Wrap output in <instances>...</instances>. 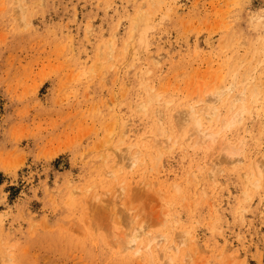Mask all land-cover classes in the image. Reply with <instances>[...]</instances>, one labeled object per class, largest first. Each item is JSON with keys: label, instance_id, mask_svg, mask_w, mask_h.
I'll list each match as a JSON object with an SVG mask.
<instances>
[{"label": "rangeland", "instance_id": "1", "mask_svg": "<svg viewBox=\"0 0 264 264\" xmlns=\"http://www.w3.org/2000/svg\"><path fill=\"white\" fill-rule=\"evenodd\" d=\"M261 16L264 0H0V264H264V179L245 174L264 161ZM191 108L215 143L182 131Z\"/></svg>", "mask_w": 264, "mask_h": 264}, {"label": "bare ground", "instance_id": "2", "mask_svg": "<svg viewBox=\"0 0 264 264\" xmlns=\"http://www.w3.org/2000/svg\"><path fill=\"white\" fill-rule=\"evenodd\" d=\"M258 20H259V22L264 23V16H261L260 18H258ZM258 25H260V24L258 23L257 26ZM256 35H257L256 38L258 39L260 36L259 33H256ZM259 45L260 44H258V46ZM260 50L262 52H264V45H261ZM244 84L246 86V85L250 84V82L249 81L244 82ZM235 88H236V85L231 84V86H229L227 88V90L229 92H232ZM244 90H245V88H244ZM244 95H245V92L242 93L241 96L235 97L234 100L235 101L240 100V99L242 100ZM219 96H220V93L217 94V97H215L216 100H214V103L220 99ZM204 111H206V110H204ZM210 111H211V109H209V112ZM241 115H242L241 112L238 114H235L233 117V122L239 121L241 119ZM199 117H200V113H198V111L196 112L193 108H191L185 112L179 113L178 123L180 124V127L184 133L192 134V135H195L197 137L196 143L201 144V145H205V146H208L211 143L212 144L215 143L219 137V133L207 131L206 129H204L202 122H201ZM208 117H211V115L208 114ZM226 124L228 125V122H226ZM162 144L163 145H161V146L163 148L168 149V147L170 145L169 138H167ZM221 152L223 153V156L225 157V159L227 161H229L228 162L229 165L233 166L236 163H240V157H239L240 154L236 149H232V148L227 146L223 150L221 149ZM263 159H264V157H263ZM211 163L214 164L213 161ZM245 174H247L248 177L249 176L250 177L255 176V177H257V179H259V178L261 180L264 179V161H262L260 159H257L255 161H249ZM143 232H144V230H143L142 226L133 227V234L128 236L127 242H125V245H124L125 248L126 249H133L135 246L134 244L137 242V239H139L142 236ZM157 239L155 238L152 241V242H157L156 245L159 244L160 242H162L161 239L159 240L160 242ZM180 239H182V237ZM181 241L179 242L180 243L179 245L184 244L186 240L185 241L181 240ZM152 246H153V243H151V242L146 243L145 246L137 245L135 248V252H139L142 249H145L146 252L151 253ZM176 249H179V247ZM165 256H166V254H165ZM168 260H170V259H168Z\"/></svg>", "mask_w": 264, "mask_h": 264}]
</instances>
